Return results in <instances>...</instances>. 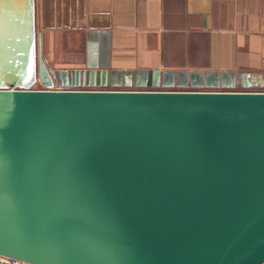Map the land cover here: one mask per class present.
Segmentation results:
<instances>
[{
  "label": "water",
  "instance_id": "95a60500",
  "mask_svg": "<svg viewBox=\"0 0 264 264\" xmlns=\"http://www.w3.org/2000/svg\"><path fill=\"white\" fill-rule=\"evenodd\" d=\"M177 75L193 87H264L257 73ZM167 77L142 70L125 84L177 83ZM117 84L106 69H50L36 0H0V254L264 264V91Z\"/></svg>",
  "mask_w": 264,
  "mask_h": 264
},
{
  "label": "crops",
  "instance_id": "0c3cea01",
  "mask_svg": "<svg viewBox=\"0 0 264 264\" xmlns=\"http://www.w3.org/2000/svg\"><path fill=\"white\" fill-rule=\"evenodd\" d=\"M36 30L50 69L117 72L112 89H235L182 85L177 74H264V0H36ZM142 70L177 83L125 84Z\"/></svg>",
  "mask_w": 264,
  "mask_h": 264
},
{
  "label": "built area",
  "instance_id": "2783aa9c",
  "mask_svg": "<svg viewBox=\"0 0 264 264\" xmlns=\"http://www.w3.org/2000/svg\"><path fill=\"white\" fill-rule=\"evenodd\" d=\"M42 88H43V85H42ZM54 89H56V90H65V89H70V87L60 86V85L56 84L54 86ZM0 264H32V263H29V262H26V261H23L21 259L14 258V257H11V256H6V255L0 254Z\"/></svg>",
  "mask_w": 264,
  "mask_h": 264
},
{
  "label": "rangeland",
  "instance_id": "374dc122",
  "mask_svg": "<svg viewBox=\"0 0 264 264\" xmlns=\"http://www.w3.org/2000/svg\"><path fill=\"white\" fill-rule=\"evenodd\" d=\"M38 88H42V85L41 84H38V85H36ZM110 89H112V88H110ZM201 90H214V91H216V90H220V91H222V90H232V91H247V90H249V91H264V87H258V88H250V89H245V88H243V87H237V88H235V89H201Z\"/></svg>",
  "mask_w": 264,
  "mask_h": 264
}]
</instances>
